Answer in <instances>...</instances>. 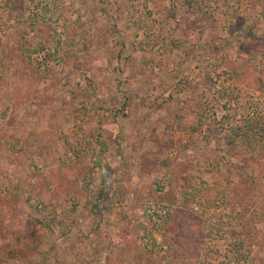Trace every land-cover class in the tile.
Wrapping results in <instances>:
<instances>
[{"label":"rangeland","instance_id":"374dc122","mask_svg":"<svg viewBox=\"0 0 264 264\" xmlns=\"http://www.w3.org/2000/svg\"><path fill=\"white\" fill-rule=\"evenodd\" d=\"M0 264H264V0H0Z\"/></svg>","mask_w":264,"mask_h":264}]
</instances>
